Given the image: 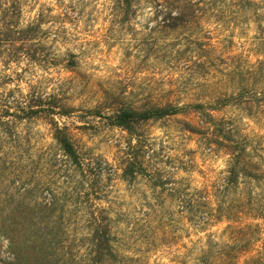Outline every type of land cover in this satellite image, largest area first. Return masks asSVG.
<instances>
[{
	"label": "rangeland",
	"instance_id": "374dc122",
	"mask_svg": "<svg viewBox=\"0 0 264 264\" xmlns=\"http://www.w3.org/2000/svg\"><path fill=\"white\" fill-rule=\"evenodd\" d=\"M188 1L194 13L174 20ZM3 20L15 26L0 45V99L13 102L10 114L0 106V197L46 183L36 194L65 205L73 253L96 204L112 218L117 264H264V111L230 97L264 88V69L249 72L264 52L250 11L237 0H0ZM40 96L73 108L51 116L68 125L82 168L48 116H18V102ZM166 104L181 109L138 135L107 120L119 106ZM233 150L245 168L228 185ZM11 259L0 237V264Z\"/></svg>",
	"mask_w": 264,
	"mask_h": 264
},
{
	"label": "trees",
	"instance_id": "16d2710c",
	"mask_svg": "<svg viewBox=\"0 0 264 264\" xmlns=\"http://www.w3.org/2000/svg\"><path fill=\"white\" fill-rule=\"evenodd\" d=\"M124 6H130L131 0H117ZM239 6L244 12H251L255 21L258 23L260 37L259 47L264 46V25L260 19L264 16L262 1L260 0H237ZM182 7L184 9H182ZM180 9L176 16H172L176 21H182L187 15L193 14L195 4L188 1ZM173 11L170 12V14ZM15 24L3 20L0 24V45L3 41H13V28ZM36 22L30 23L25 27H18L20 39H25L28 34H33L38 28ZM26 34V35H25ZM260 34V35H261ZM30 36V35H29ZM257 59V62L249 69L251 75H257L264 69V52ZM75 62V61H74ZM1 85V82H0ZM248 85H244L237 93L230 97L242 102L247 100L251 102V107L257 106L264 111V88L258 90L252 88L251 94L246 95ZM13 102L10 99L1 100L0 106L6 108L7 114H10V107ZM198 108L204 106L203 103H196ZM16 107L22 113L18 115L22 118H32L42 114L49 117V123L53 129V136L63 155L68 161L79 169L82 168V159L76 140L74 139L67 124L60 123L51 116L56 114L67 115L72 112V107L59 103L56 96L38 97L27 103L18 102ZM59 108L60 111H56ZM181 107L166 104L155 105L147 109H138L136 107L119 106L108 114V122L117 127H121L132 134H139L138 127L141 123L150 118H162L167 115L175 114ZM101 115L98 109L92 110ZM0 115V125L9 122ZM231 164L227 183L237 184L241 170L244 166L241 160V154L231 151ZM242 164V165H241ZM127 169L134 171L133 164L130 163ZM83 170V169H82ZM46 183L40 185H22L18 190L4 192L0 197V237L7 242V249L12 255L9 264H117L119 254L115 245V234L113 231L112 218L104 206L92 204L87 210L84 233L79 237L76 253L69 248L66 231L67 223L65 221V205L59 203V197L54 194L50 198L41 199L37 192L45 188ZM89 194V193H84ZM206 198V197H203ZM200 264H207L201 261Z\"/></svg>",
	"mask_w": 264,
	"mask_h": 264
}]
</instances>
